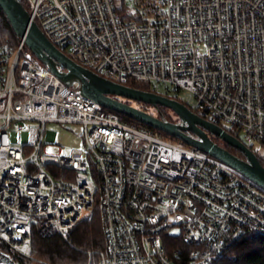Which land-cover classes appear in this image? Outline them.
Here are the masks:
<instances>
[{
	"label": "built area",
	"instance_id": "built-area-1",
	"mask_svg": "<svg viewBox=\"0 0 264 264\" xmlns=\"http://www.w3.org/2000/svg\"><path fill=\"white\" fill-rule=\"evenodd\" d=\"M24 1L82 67L185 89L199 114L264 145V0ZM51 123L79 125L80 147L58 144ZM95 208L98 264H216L234 244L264 239L261 186L104 110L23 39L0 47V242L28 257L35 234L67 241Z\"/></svg>",
	"mask_w": 264,
	"mask_h": 264
},
{
	"label": "water",
	"instance_id": "water-1",
	"mask_svg": "<svg viewBox=\"0 0 264 264\" xmlns=\"http://www.w3.org/2000/svg\"><path fill=\"white\" fill-rule=\"evenodd\" d=\"M0 9L15 35L24 40L26 47L37 60L64 85L75 86L82 95L91 98L103 108L130 117L177 138L189 146L200 149L236 169L264 189V166L260 164L255 153L247 145L227 133L222 127L193 113L184 103L173 98L115 83L77 64L45 37L38 26L30 21L28 12L17 0H0ZM114 96L154 107L160 105L172 111L178 121L160 119ZM207 132L219 137L226 145L242 152L245 158L242 159L230 153L214 142ZM0 264L16 263L9 254L0 252Z\"/></svg>",
	"mask_w": 264,
	"mask_h": 264
},
{
	"label": "trees",
	"instance_id": "trees-1",
	"mask_svg": "<svg viewBox=\"0 0 264 264\" xmlns=\"http://www.w3.org/2000/svg\"><path fill=\"white\" fill-rule=\"evenodd\" d=\"M17 1L20 3V5L25 11H29L28 5L24 0ZM116 8L120 13L121 11H123L122 5H118V7ZM19 40L20 38L15 35L6 16L0 9V47L7 46L12 49L16 48L19 43ZM61 51L67 56H69L64 49H61ZM124 85L141 91L154 92L181 102L176 97V95L171 96L166 93L163 94L157 92L155 88H153L152 85L148 82L128 81ZM137 103L140 105L139 109L147 111L148 113L160 119L174 122L173 118H171L170 116L171 111L169 109L160 105L154 107L152 105H148L142 102ZM104 110L117 114L121 119H123L127 123L133 124L135 126L145 127L152 133H155L156 135L165 140L174 143L181 142L182 144L187 145L177 138L171 137L160 130L154 129L148 125L140 123L130 117L118 114L106 108H104ZM190 110L193 113L198 114L199 116L205 119H208L205 115L199 114L197 111H194L192 109ZM224 130L235 138H237L236 134L233 133L230 129ZM224 148L227 149L230 153L241 157L240 154H237L231 148ZM255 155L257 156V159L260 164L264 166V159L257 154ZM104 246V230L101 224L99 213L95 208L94 211L88 217L84 218L73 229L67 241L63 240L58 236L43 238L35 234L32 240L30 256H21L16 252L12 251L6 244L2 242H0V252L9 254L11 259L16 264H98L100 253L104 250ZM216 264H264V239L241 241L234 244L231 248L227 249L226 255H224Z\"/></svg>",
	"mask_w": 264,
	"mask_h": 264
},
{
	"label": "rangeland",
	"instance_id": "rangeland-1",
	"mask_svg": "<svg viewBox=\"0 0 264 264\" xmlns=\"http://www.w3.org/2000/svg\"><path fill=\"white\" fill-rule=\"evenodd\" d=\"M126 1H130V0H126ZM152 87H156L155 84H152ZM167 87L164 86L163 84H159L155 90L159 93H167L168 95L174 96L176 95V97L185 105H187V107H189L190 109L195 110L194 108V98L193 96L189 93V91L185 90V89H179V90H173L169 88V91H165ZM122 98V97H121ZM127 100V99H126ZM132 101V100H129ZM132 103H135L134 101ZM198 112V111H197ZM170 113V112H169ZM199 113V112H198ZM171 118H173V121L176 122L178 121L177 116L171 111L170 113ZM208 119L212 120L209 116H206ZM223 129H229V127L223 123L219 124ZM68 128V130H67ZM47 129L49 131H53L55 133V140L58 144L62 145L65 148H71V147H80L81 145V139L78 137V134L81 132V127L79 125H71V126H65L62 127L58 124H48L47 125ZM232 131V130H231ZM237 138L243 142L245 145H247V147H249L251 149V151H253V153L259 155L260 157H262L264 159V145L257 142V141H248L246 140V138L242 135V134H237L236 135ZM178 145L181 146H187L182 144L181 142H175Z\"/></svg>",
	"mask_w": 264,
	"mask_h": 264
},
{
	"label": "flooded vegetation",
	"instance_id": "flooded-vegetation-1",
	"mask_svg": "<svg viewBox=\"0 0 264 264\" xmlns=\"http://www.w3.org/2000/svg\"><path fill=\"white\" fill-rule=\"evenodd\" d=\"M114 97H115V96H114ZM115 98H117L118 100H121V101H123V102H126V103H128V104H131V105H133V106H135V107H138V108H139V106H140L136 101H134L135 103H132L133 100H132V101H129V100H126V99L121 98V97H115ZM207 134H208V136H209L214 142L218 143L220 146H222V147H229V148H231L232 150H234L237 154H240V155H241L240 158H242V159L245 158L242 152H240V151H238V150H236V149H234V148H232V147L226 145V144H225V143H224L219 137L214 136V135L210 134L209 132H207ZM250 150H251V149H250Z\"/></svg>",
	"mask_w": 264,
	"mask_h": 264
}]
</instances>
